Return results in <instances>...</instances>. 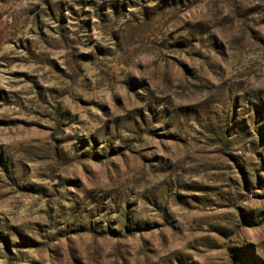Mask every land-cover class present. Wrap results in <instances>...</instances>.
Listing matches in <instances>:
<instances>
[{
	"label": "rangeland",
	"instance_id": "1",
	"mask_svg": "<svg viewBox=\"0 0 264 264\" xmlns=\"http://www.w3.org/2000/svg\"><path fill=\"white\" fill-rule=\"evenodd\" d=\"M0 264H264V0H0Z\"/></svg>",
	"mask_w": 264,
	"mask_h": 264
}]
</instances>
